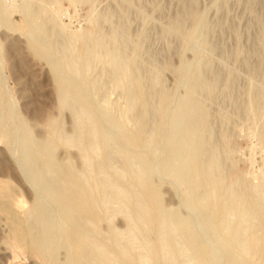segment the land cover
Segmentation results:
<instances>
[{
	"label": "rangeland",
	"instance_id": "rangeland-1",
	"mask_svg": "<svg viewBox=\"0 0 264 264\" xmlns=\"http://www.w3.org/2000/svg\"><path fill=\"white\" fill-rule=\"evenodd\" d=\"M263 186L264 0H0V264H264Z\"/></svg>",
	"mask_w": 264,
	"mask_h": 264
},
{
	"label": "bare ground",
	"instance_id": "bare-ground-1",
	"mask_svg": "<svg viewBox=\"0 0 264 264\" xmlns=\"http://www.w3.org/2000/svg\"><path fill=\"white\" fill-rule=\"evenodd\" d=\"M18 10V9H17ZM22 10V9H21ZM7 14V13H6ZM45 27V26H44ZM11 29V28H10ZM13 29V28H12ZM20 29V28H19ZM19 29H17V30H19ZM49 32V31H48ZM49 34V33H48ZM26 35V34H25ZM31 44V43H30ZM34 46L35 45H33L32 47V49H33V51H35L36 52V46H35V48H34ZM113 52V51H112ZM108 55V54H107ZM47 59V58H46ZM121 66V65H120ZM119 66V67H120ZM112 68H114V67H112ZM117 71V70H116ZM117 73V72H116ZM77 81V80H76ZM60 84V86L62 87V89H65L66 91L67 90H69V91H73V87L70 85V84H65L64 82L62 83V82H60L59 83ZM188 89V88H187ZM60 90V89H59ZM64 90V92H66ZM132 90V89H131ZM62 92V91H61ZM69 93V92H68ZM73 93V92H72ZM189 93V92H188ZM62 94V93H61ZM64 94V93H63ZM69 95V94H68ZM67 95V96H68ZM171 95V94H170ZM72 97V96H71ZM165 99V98H164ZM169 99V98H168ZM191 99V98H190ZM189 101H191V100H189ZM164 103H165V101H164ZM190 103H192V102H190ZM189 103V104H190ZM85 105V104H84ZM166 106V105H165ZM160 109H161V107H160ZM195 109H198V108H195ZM82 110H83V108H82ZM189 110V109H188ZM192 111V110H191ZM198 111V110H197ZM192 114V113H191ZM196 115V114H195ZM94 116V115H93ZM4 117V116H3ZM92 117V116H91ZM193 117V116H192ZM50 118V117H49ZM49 120V119H48ZM51 120V119H50ZM193 120V119H192ZM51 123V122H50ZM50 123H48V124H50ZM90 124V123H89ZM92 124V123H91ZM189 124V123H188ZM196 124V123H195ZM197 124H199V123H197ZM93 125H95L94 123H93ZM49 126V125H48ZM92 126V125H91ZM8 127V126H7ZM89 127V126H88ZM93 127V126H92ZM200 127H201V125H200ZM93 128H95V127H93ZM191 128H192V126H191ZM95 130V129H94ZM93 130V131H94ZM118 130V129H117ZM164 130V129H163ZM192 131H193V128L191 129ZM190 130V131H191ZM186 131V130H185ZM189 131V132H190ZM107 132V131H106ZM87 133H89V132H87ZM191 133H193V132H190V135H191ZM198 133V132H197ZM112 134V133H111ZM80 135H82V134H80ZM90 135V134H89ZM88 135V136H89ZM91 136V135H90ZM95 136V135H94ZM83 138V137H82ZM92 138H94V137H92ZM118 138V137H117ZM94 140V139H93ZM108 140V139H107ZM150 140V139H149ZM123 141V140H122ZM175 141V140H174ZM46 142V141H45ZM110 142V141H109ZM127 142V141H126ZM150 142V141H149ZM176 142V141H175ZM191 143L189 144V145H191V147H190V149L185 153V154H183V155H181L182 153H177V151L175 150V152H176V154L174 155V156H177L178 158H179V160L180 159H182V161H183V163H181L182 164V168H180V170H178V171H180V174H181V178L184 180V179H186L187 181H193L194 182V180H196L195 179V177H196V175L197 174H199V171L201 170L200 168H199V164H198V161H197V159H196V157L194 156V149H195V147L193 146L194 145V143L192 144V141H190ZM87 143V142H86ZM95 145V144H94ZM93 145V146H94ZM199 145V144H198ZM148 146V145H147ZM179 146V145H178ZM28 147V146H27ZM78 147H79V145H78ZM78 147H76V149L78 148ZM96 147V146H95ZM117 147V146H116ZM121 147V146H120ZM184 147V146H183ZM81 148V147H80ZM89 148H91V147H89ZM89 148H87V149H89ZM97 148V147H96ZM141 148V147H140ZM198 148V147H197ZM98 149V148H97ZM116 149V148H115ZM157 150V149H156ZM180 150V149H179ZM198 151V150H197ZM85 152V151H84ZM89 152V151H88ZM112 152V151H111ZM204 152V151H203ZM202 152V153H203ZM108 153H110V152H108ZM193 153V154H192ZM201 153V152H200ZM206 153V152H205ZM82 154V153H81ZM109 155V154H108ZM209 156V155H208ZM87 157V156H86ZM85 157V158H86ZM113 158V157H112ZM207 159V158H206ZM81 160V159H80ZM83 161H84V159H82ZM108 160H110V159H108ZM87 161V160H86ZM96 161V160H95ZM113 161H114V159H113ZM130 161V160H129ZM209 161V160H208ZM69 162V161H68ZM131 162V161H130ZM66 163V162H65ZM102 163V162H101ZM113 163H115V162H113ZM204 163V162H203ZM210 163V162H209ZM72 164H73V162H72ZM92 164V163H91ZM99 164V163H98ZM110 164V162L108 163V165ZM133 164V163H132ZM70 165V164H69ZM85 165V164H84ZM86 165H88V164H86ZM90 165V164H89ZM128 165H129V163H128ZM201 165V164H200ZM211 165V164H210ZM111 166V165H110ZM70 167V166H69ZM134 167V166H133ZM181 167V166H180ZM208 167V166H207ZM100 168V167H99ZM137 168V167H136ZM201 168H203V167H201ZM70 169V168H69ZM130 169V168H129ZM79 170H81V169H79ZM90 171L92 170V168L91 169H89ZM203 170V169H202ZM76 171V170H75ZM85 171H87V170H85ZM98 172H99V170H97ZM78 172V171H77ZM80 172V171H79ZM102 172H104V171H102ZM101 172V173H102ZM203 172V171H202ZM211 172V171H210ZM75 174V173H74ZM76 174H78V173H76ZM80 175H82L81 173H80ZM90 175V174H89ZM92 175V174H91ZM133 175V174H132ZM145 175V174H144ZM101 176V175H100ZM140 176H142V175H140ZM206 176V175H205ZM212 176V175H211ZM211 176H209V177H211ZM32 177V176H31ZM54 177V176H53ZM129 177V176H128ZM98 178H100V177H98ZM97 178V179H98ZM103 178V177H102ZM139 178V177H138ZM144 178V177H143ZM196 178H198V176L196 177ZM203 178V177H202ZM78 179V178H77ZM83 179V178H82ZM104 179V178H103ZM130 179V178H129ZM201 179V178H200ZM205 179V178H204ZM203 179V180H204ZM208 179V178H207ZM107 180V179H106ZM109 181H110V179H108ZM84 181H85V179H84ZM84 181H82V182H84ZM103 181H105V180H103ZM102 181V182H103ZM123 181V180H122ZM143 181V180H142ZM210 181H211V179H210ZM212 181H214L213 179H212ZM61 182V181H60ZM86 182V181H85ZM105 182H107V181H105ZM130 182V181H129ZM138 182V181H137ZM196 182V181H195ZM198 182V181H197ZM94 183V182H93ZM110 183V182H109ZM206 183L207 182H205V186L207 187V185H206ZM63 184V183H62ZM96 184V183H95ZM107 184V183H106ZM199 184V183H198ZM85 185H87V184H85ZM100 185V184H99ZM128 185V184H127ZM142 185V184H141ZM196 185V184H195ZM194 185V186H195ZM56 186V185H55ZM71 186V185H70ZM107 186V185H106ZM105 186V187H106ZM129 186V185H128ZM88 187V186H87ZM96 187V186H95ZM94 187V188H95ZM100 187V186H99ZM109 187V186H108ZM116 187V186H115ZM142 187H143V185H142ZM148 187L149 188H147V194H146V200L148 201V203H150V204H152V205H154V204H156L157 203V194H156V191L154 190V189H152L151 188V186H149L148 185ZM196 187V186H195ZM264 187V186H263ZM86 188V187H85ZM97 188V187H96ZM107 188V187H106ZM114 188V187H113ZM112 188V189H113ZM130 188V187H129ZM133 188V187H132ZM139 188V187H138ZM108 189V188H107ZM106 189V190H107ZM116 189V188H115ZM136 189V188H135ZM101 190V189H100ZM109 190V189H108ZM141 190V189H140ZM95 191V190H94ZM196 191V190H195ZM207 191V190H206ZM98 191L96 190V193H97ZM114 192V191H113ZM91 193V192H90ZM89 193V194H90ZM101 193V192H100ZM110 193V192H109ZM117 193V192H116ZM127 193V192H126ZM82 194V193H81ZM207 194V193H206ZM209 194V193H208ZM110 195V194H109ZM107 196V195H106ZM106 196H105V198H106ZM110 197V196H109ZM138 197V196H137ZM140 198V197H139ZM145 199V198H144ZM92 200V199H91ZM141 200V199H140ZM209 200V199H208ZM70 201V200H69ZM103 201H104V199H103ZM106 201V200H105ZM109 201V200H108ZM48 202V201H47ZM99 202V201H98ZM134 202H135V200H134ZM143 202V201H142ZM21 203L22 202H20V201H18V200H15V205L17 206L18 204H20L21 205ZM65 204H64V208H63V210L62 211H66L67 210V205H70V204H68L69 202H67L66 200H65V202H64ZM147 203V204H148ZM51 205V204H50ZM94 205H96V204H94ZM101 205V204H100ZM146 205V204H145ZM82 207H83V205H81ZM139 206V205H138ZM135 207V206H134ZM137 207V206H136ZM143 207V206H142ZM90 210V208H87V210ZM134 209H136V208H134ZM81 212H83L84 211V207L83 208H81L80 207V209H79ZM89 210H88V212H89ZM146 210V209H145ZM150 210V209H149ZM149 210H147V213H148V211ZM152 211V210H151ZM94 212H92L91 214H93ZM98 213H100V212H98ZM146 213V214H147ZM30 214V213H29ZM65 214V213H64ZM90 214V213H89ZM43 215V214H38V219L41 217V216ZM67 215V214H66ZM95 214H93V216H94ZM101 215V214H100ZM40 216V217H39ZM53 216H55V215H53ZM68 216V215H67ZM93 216H91L90 215V218L91 219H93L94 217ZM93 217V218H92ZM146 217H147V215H146ZM134 218H137V217H134ZM34 219V218H33ZM32 219V220H33ZM36 219V218H35ZM37 219V220H38ZM41 220H42V218H40ZM140 219V218H139ZM162 219V218H161ZM41 220H38V221H40L41 222ZM85 220V219H84ZM143 220V219H142ZM147 220V219H146ZM36 221V220H35ZM79 221H81V220H79ZM88 221V220H87ZM162 221V220H161ZM90 222V221H89ZM109 222H110V220H109ZM148 222V221H147ZM163 222V221H162ZM162 222H161V224H162ZM35 224V223H34ZM85 224V223H84ZM87 224V223H86ZM146 224V223H145ZM193 224V223H192ZM108 225V224H107ZM112 225V224H111ZM111 225H109V226H111ZM237 225V224H236ZM45 226V225H44ZM171 226V225H170ZM89 227V226H88ZM46 228V227H45ZM236 229V228H235ZM116 231V230H115ZM114 231V232H115ZM174 231V230H173ZM161 232V231H160ZM95 233V232H94ZM43 234V233H42ZM162 234V233H161ZM164 234V233H163ZM232 235V234H231ZM230 235V236H231ZM234 236V235H233ZM40 239H42V238H40ZM39 239V241H37L38 242V244H39V242H41V240ZM206 239V238H205ZM43 242H41V244L43 245L44 244V242H46L45 244H47V242H48V239L47 238H45L44 237V240H42ZM114 241H116V239H114ZM128 241V240H127ZM130 241V240H129ZM133 241H134V239H133ZM231 241H232V239H231ZM34 243V242H33ZM99 243V242H98ZM115 243V242H114ZM117 243H119V242H117ZM126 243V242H125ZM129 243V242H128ZM127 243V244H128ZM136 243V242H135ZM36 244V243H35ZM38 244H36L37 245V247L39 248V251H40V247H42V245L41 246H39ZM44 244V246L43 247H45L46 245ZM132 244V243H131ZM130 244V245H131ZM137 244V243H136ZM252 244V243H251ZM97 245V244H96ZM118 245V244H117ZM238 245V244H237ZM245 245H246V243H245ZM127 246V245H126ZM257 246V245H256ZM98 247V246H97ZM102 247H103V245H102ZM129 247V246H128ZM133 246H131V248H132ZM136 247V246H135ZM36 248V247H35ZM116 248V247H115ZM256 248V247H255ZM258 248V247H257ZM137 249V248H136ZM244 249V248H243ZM247 249V248H246ZM95 251V250H94ZM97 251V250H96ZM105 250H103V252H104ZM117 251V250H116ZM133 251V250H132ZM125 252V251H124ZM128 252V251H127ZM135 252V251H134ZM170 252H172V251H170ZM244 252V251H243ZM120 253H122L121 251H120ZM132 253V252H131ZM142 253V252H141ZM241 253V252H240ZM108 254V253H107ZM110 254V253H109ZM125 254V253H124ZM123 254V255H124ZM137 254V253H136ZM146 254V253H145ZM173 254V253H172ZM245 254H247L246 252H245ZM105 255V254H104ZM103 255V256H104ZM137 255H139V254H137ZM171 255V254H170ZM129 256V255H128ZM139 256H141V255H139ZM149 256H150V254H149ZM245 256H247V255H245ZM72 257H74V256H72ZM106 257V256H105ZM108 257V256H107ZM124 257H125V255H124ZM127 257V256H126ZM137 257V256H136ZM146 257V256H145ZM194 257V256H193ZM109 258V257H108ZM122 258H123V256H122ZM142 258V257H141ZM187 258V257H186ZM110 259V258H109ZM126 259V258H125ZM127 259H128V257H127ZM133 259V258H132ZM137 259V258H136ZM138 259H139V257H138ZM175 259V258H174ZM111 260H112V258H111ZM131 260V259H130ZM160 260V259H159ZM176 260V259H175ZM253 260V259H252ZM118 261V260H117ZM186 261V260H185ZM137 262V261H136ZM139 262V261H138ZM143 262V261H142ZM190 262V261H189ZM117 263V262H116ZM140 263V262H139ZM167 263V262H166ZM187 263V262H186ZM131 264V263H130ZM132 264H133V262H132ZM144 264V263H143ZM196 264V263H195Z\"/></svg>",
	"mask_w": 264,
	"mask_h": 264
}]
</instances>
